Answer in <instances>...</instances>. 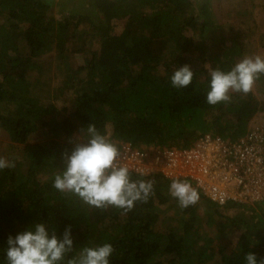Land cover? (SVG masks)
<instances>
[{"label": "trees", "instance_id": "1", "mask_svg": "<svg viewBox=\"0 0 264 264\" xmlns=\"http://www.w3.org/2000/svg\"><path fill=\"white\" fill-rule=\"evenodd\" d=\"M49 8L44 0H0V128L11 142L24 145L26 164L24 170L17 161L0 170V264H8V237L37 222L45 223L50 235L55 230L58 238L71 225L74 249L60 264H68L84 247L104 243L114 247L110 264H247L249 252L258 262L264 259V201L257 207L232 200L220 205L185 178L199 200L181 208L168 192L172 179L131 173L133 180L152 181L154 194L125 212L90 207L53 186L65 167L58 162L74 147L71 139L90 123L117 146L137 148H188L209 134L229 143L244 137L260 124L250 125L261 109L252 90L230 91V100L216 105L206 99L211 71L235 65L244 36L220 30L210 0H92L87 14L63 20L50 15ZM120 20L122 28L114 34L113 24ZM88 23L90 31L80 28ZM214 46L220 54L210 56ZM51 50L60 58L65 52L86 56L76 68L66 67L61 89L74 94V103L65 114L41 101L33 93L39 81L29 79L31 73L40 74L38 59ZM185 64L194 72L192 83L175 88L170 77ZM256 82L264 92V74ZM39 135L41 141L29 142ZM41 172L49 175L45 181L38 178ZM169 198L178 208L165 226L158 220V206ZM198 208L205 227L240 230L230 251L213 246L209 238L198 245ZM225 209L248 211V219L239 212L225 217Z\"/></svg>", "mask_w": 264, "mask_h": 264}, {"label": "clouds", "instance_id": "2", "mask_svg": "<svg viewBox=\"0 0 264 264\" xmlns=\"http://www.w3.org/2000/svg\"><path fill=\"white\" fill-rule=\"evenodd\" d=\"M264 74V57L245 56L229 71L219 68L211 71L207 103L216 105L230 100L229 92L249 93L256 80ZM194 72L188 64L178 67L170 77L175 88H186L192 83ZM86 129V137L81 138ZM74 147L70 154L63 153L65 167L55 175L53 186L60 192L72 193L90 207L106 209L109 206L132 210L137 201L147 202L154 194L152 181L133 180L131 170L119 162V148L111 139L90 123L81 134L70 141ZM14 163L0 157V170L14 167ZM170 195L181 208L195 205L199 192L186 179L173 178ZM71 225L62 238L55 230L51 235L43 222H37L24 231L7 239L6 260L8 264H60L73 252ZM114 252L111 243L96 247H84L68 264H110ZM247 264H264L257 261L253 252L246 254Z\"/></svg>", "mask_w": 264, "mask_h": 264}, {"label": "rangeland", "instance_id": "3", "mask_svg": "<svg viewBox=\"0 0 264 264\" xmlns=\"http://www.w3.org/2000/svg\"><path fill=\"white\" fill-rule=\"evenodd\" d=\"M50 6L49 11L56 20H63L68 15L72 14H87L90 9H92V0H44ZM211 1V11L213 20L215 23L220 24V30L226 35L230 29L234 32H240L244 36L242 42V50L240 55L235 58V64L239 62L245 56H255L261 55L264 57V0H210ZM147 11V9H146ZM113 24V33L118 34L122 28L123 20L115 21ZM90 31V24H81V27ZM238 30V31H237ZM66 46H71L67 43ZM94 44L92 47L94 48ZM219 47H212L211 55L220 54ZM65 52L67 55L64 58L57 56L55 50H51L45 55L39 57L38 62L42 64L40 74L36 72L31 73L29 79L39 81L36 90L33 93L43 102H52L60 110V113L65 114L72 108L74 100V94L67 89H61L62 80L67 74V68H76L77 66L83 64L85 61V54L83 53H72ZM209 67V64H206ZM67 67V68H66ZM44 71V72H43ZM43 72V74H41ZM261 84L255 82L252 92L255 97L260 102V111L252 118L250 125L253 123L264 124V92L261 90ZM64 107L66 111L61 108ZM7 109V108H6ZM3 112V110H2ZM79 136V135H78ZM75 138L77 136H74ZM83 137V136H82ZM42 136H34V139H30V143L41 141ZM84 138V137H83ZM73 140V139H71ZM23 144H18L11 142L7 134L0 128V157L6 158L11 162H19L20 169L24 170V157H23ZM65 165L64 159L62 157L61 163L58 162V166ZM46 169V168H45ZM46 171V170H45ZM53 172L54 169H49ZM49 175L47 173H40L38 178L41 181H45ZM169 192V191H168ZM170 194V193H169ZM171 196V195H170ZM173 200L177 201L172 197ZM169 198L168 202L158 206L159 208V218L160 223L165 226H169L175 217V212L178 206L176 203ZM250 207V203L248 201ZM256 207L258 203L254 204ZM177 206V208H176ZM225 217H231L235 213H241L245 220L248 219L249 212L245 210H232L225 209L221 211ZM197 214L200 218V242L198 245L202 244V240L205 238L211 239L213 246L223 245L226 251H230L237 242V236L239 229L236 227H221L217 228L215 226H204L202 219L203 209L198 208ZM174 215V217H172ZM224 221V218H218V220ZM219 221V222H220ZM241 224H237L240 226ZM241 228V227H240ZM264 231V230H263ZM211 263V261L209 262Z\"/></svg>", "mask_w": 264, "mask_h": 264}, {"label": "built area", "instance_id": "4", "mask_svg": "<svg viewBox=\"0 0 264 264\" xmlns=\"http://www.w3.org/2000/svg\"><path fill=\"white\" fill-rule=\"evenodd\" d=\"M119 162L131 173H160L173 179L189 178L212 201L251 205L264 201V124L229 143L205 135L188 148H137L120 143Z\"/></svg>", "mask_w": 264, "mask_h": 264}]
</instances>
